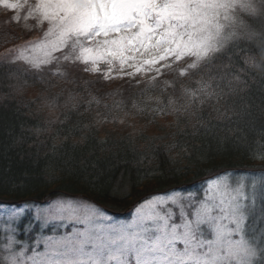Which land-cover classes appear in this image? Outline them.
I'll list each match as a JSON object with an SVG mask.
<instances>
[{
  "label": "snow or ice",
  "instance_id": "obj_1",
  "mask_svg": "<svg viewBox=\"0 0 264 264\" xmlns=\"http://www.w3.org/2000/svg\"><path fill=\"white\" fill-rule=\"evenodd\" d=\"M36 11L42 40L2 60L18 89L29 73L71 85L47 99L53 110L63 100L60 119L67 124L84 125V116L101 106L130 108L152 120L171 115L177 125L202 121L205 108L227 113L243 106L242 114L252 115L245 89L256 53L264 50V4L37 0ZM80 73L104 82L127 79L141 90L118 101L112 93H94ZM108 99L111 106L102 103ZM201 130L211 128L197 126L193 134ZM260 131L250 153L264 159V125ZM133 208L130 219H117L95 201L62 195L3 206L0 264H264V182L259 192L256 182L249 191L245 180L233 185L221 176L209 181L202 197L154 193Z\"/></svg>",
  "mask_w": 264,
  "mask_h": 264
},
{
  "label": "trees",
  "instance_id": "obj_2",
  "mask_svg": "<svg viewBox=\"0 0 264 264\" xmlns=\"http://www.w3.org/2000/svg\"><path fill=\"white\" fill-rule=\"evenodd\" d=\"M11 23L15 30L0 18V27L17 36L15 43L0 49V204L43 203L57 195L85 197L110 212L123 211L126 214L121 215L128 217L137 201L154 193L187 194L217 174L250 172L255 161L262 160L253 158L250 149L259 143L264 125V50L256 53L257 64L245 89L253 101L248 107L252 115L242 114L243 106L227 113L205 108L202 121L177 125L171 115H157L152 120L130 108L108 111L101 106L98 110L94 107L84 116L85 124L77 127L60 119L65 111L63 100L55 110L48 107V97L56 96L52 89L29 97L17 94L10 86L14 79L2 53L11 47L6 50L8 54L24 38V32L13 20ZM79 75L93 84L94 93H112L118 101L141 90L131 87L127 79L116 84L96 75ZM42 83L44 80H31V86L40 89ZM102 103L111 106L113 100ZM120 115L123 121H119ZM138 117L145 125L137 132L134 128L113 129L117 122ZM197 126L210 127L211 131L193 134ZM172 144L177 147H167ZM256 152L261 154L260 149Z\"/></svg>",
  "mask_w": 264,
  "mask_h": 264
},
{
  "label": "rangeland",
  "instance_id": "obj_3",
  "mask_svg": "<svg viewBox=\"0 0 264 264\" xmlns=\"http://www.w3.org/2000/svg\"><path fill=\"white\" fill-rule=\"evenodd\" d=\"M253 2L257 5H261L263 4V0H253ZM37 8V0H0V18L2 21H6V23L9 25V28L12 30H15V27L12 26L11 20H13V22H15V24L18 26V28L20 29V31L24 32L23 35V42L21 44H18L15 46V50H27L28 47H32V44L35 45L37 43H39L42 40V29L39 27L40 23H41V19L39 17L38 12L36 11ZM33 20H35L36 22L33 23ZM30 29H36L35 31H31ZM11 33H9V32ZM34 33V34H33ZM33 34V35H32ZM32 35L31 37L27 38V36ZM27 38V39H26ZM15 41H17V36H15L14 33H12V31L8 30L6 27H0V49L8 46V44L11 43H15ZM11 47H8L7 49H9ZM6 49V50H7ZM6 50L2 53V55H7ZM12 49V51H15ZM39 54V53H38ZM31 75V74H29ZM91 77L92 75L89 74ZM31 77H28L27 80V84L23 89H18L16 87L17 81L14 79L12 82L13 86L16 93L19 95L24 94L25 96L28 94L29 97L30 94L36 95L38 93V91L40 90H48V89H52V93L54 95H58L61 94L62 90L65 89H69L72 90V86L65 83L63 80H56L54 78H49L47 76V78L43 79L44 83H42V88L40 89V87L37 86H31V80L32 81H36L40 83V80H33L31 79ZM90 80V79H88ZM124 80V79H123ZM112 81H114L116 84L121 82V79H112ZM82 82H88L87 79L83 78ZM45 85V86H43ZM49 87H47V86ZM47 87V88H45ZM28 90H25V89ZM124 117L123 115H120L119 117V121H123L124 119L122 118ZM160 120V119H159ZM166 119L161 120L160 122L165 121ZM171 120V118L169 119ZM160 125L163 123H159ZM117 126H114L113 129L115 130H119V128H134V130L137 132L138 129L142 126H144V122L143 120H141V118H137V119H133V118H126V122H117L116 123ZM159 125V126H160ZM257 159H261V158H257ZM256 165L255 168L253 170H251L250 172H245V174H232L229 176H226L230 179V181L232 182L233 185H235L236 182L240 181V180H245L247 182V184L249 185V191H251V185L253 182L257 183V191L259 192L261 190V182H264V171L260 170V167H264V159L260 160V161H255ZM221 176H225L224 173H220L217 174L216 176H213L211 178V180H214L218 177ZM207 182V181H206ZM204 182L203 184H199L198 187L201 188H197L196 190L193 191H189V193H195L197 196H203L204 194V190L207 188L208 183L209 182ZM206 183V184H205ZM187 194H183L182 195H188ZM169 193H165V194H160V195H166ZM88 200V199H87ZM91 201V200H89ZM3 206H16V207H20V205L16 204V205H7V204H0V244L3 243L4 238L6 236V234L3 232L2 230V226L4 224V213L2 210ZM101 207V206H100ZM107 210V213L109 215H113L116 217V215L120 216L121 214H126L123 211H114L113 213H110V211ZM259 212V207H257V210L255 213H250V216H252L253 218H256L257 213ZM117 219H130V218H124L122 217H116ZM259 225V221H257V226ZM22 227V226H21ZM249 228L252 227L251 222H249L248 225ZM20 238L21 239H25L23 233H20ZM30 237H27V239H29ZM42 250V248H41Z\"/></svg>",
  "mask_w": 264,
  "mask_h": 264
}]
</instances>
